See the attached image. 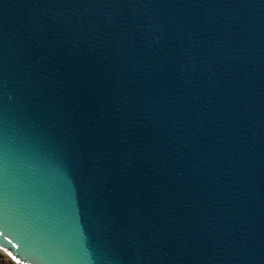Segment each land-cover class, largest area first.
I'll return each mask as SVG.
<instances>
[{
	"label": "water",
	"instance_id": "obj_1",
	"mask_svg": "<svg viewBox=\"0 0 264 264\" xmlns=\"http://www.w3.org/2000/svg\"><path fill=\"white\" fill-rule=\"evenodd\" d=\"M264 264V0H0V261Z\"/></svg>",
	"mask_w": 264,
	"mask_h": 264
},
{
	"label": "flooded vegetation",
	"instance_id": "obj_2",
	"mask_svg": "<svg viewBox=\"0 0 264 264\" xmlns=\"http://www.w3.org/2000/svg\"><path fill=\"white\" fill-rule=\"evenodd\" d=\"M9 263H10V259H6V257H4V259L0 261V264H9Z\"/></svg>",
	"mask_w": 264,
	"mask_h": 264
},
{
	"label": "built area",
	"instance_id": "obj_3",
	"mask_svg": "<svg viewBox=\"0 0 264 264\" xmlns=\"http://www.w3.org/2000/svg\"><path fill=\"white\" fill-rule=\"evenodd\" d=\"M2 253L4 254V256H5L6 258L11 259L10 255H9L8 253H6V252H4V251H2Z\"/></svg>",
	"mask_w": 264,
	"mask_h": 264
},
{
	"label": "rangeland",
	"instance_id": "obj_4",
	"mask_svg": "<svg viewBox=\"0 0 264 264\" xmlns=\"http://www.w3.org/2000/svg\"><path fill=\"white\" fill-rule=\"evenodd\" d=\"M6 259H8V258H6Z\"/></svg>",
	"mask_w": 264,
	"mask_h": 264
}]
</instances>
